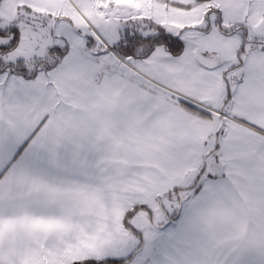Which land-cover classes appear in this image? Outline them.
Returning <instances> with one entry per match:
<instances>
[{
    "label": "snow or ice",
    "instance_id": "obj_1",
    "mask_svg": "<svg viewBox=\"0 0 264 264\" xmlns=\"http://www.w3.org/2000/svg\"><path fill=\"white\" fill-rule=\"evenodd\" d=\"M0 264H264V0H0Z\"/></svg>",
    "mask_w": 264,
    "mask_h": 264
}]
</instances>
